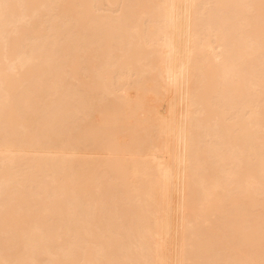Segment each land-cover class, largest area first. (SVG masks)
I'll return each mask as SVG.
<instances>
[{
  "label": "bare ground",
  "instance_id": "obj_1",
  "mask_svg": "<svg viewBox=\"0 0 264 264\" xmlns=\"http://www.w3.org/2000/svg\"><path fill=\"white\" fill-rule=\"evenodd\" d=\"M0 264H264V0H0Z\"/></svg>",
  "mask_w": 264,
  "mask_h": 264
},
{
  "label": "rangeland",
  "instance_id": "obj_2",
  "mask_svg": "<svg viewBox=\"0 0 264 264\" xmlns=\"http://www.w3.org/2000/svg\"><path fill=\"white\" fill-rule=\"evenodd\" d=\"M130 164L132 163V162H129ZM134 163V162H133Z\"/></svg>",
  "mask_w": 264,
  "mask_h": 264
}]
</instances>
